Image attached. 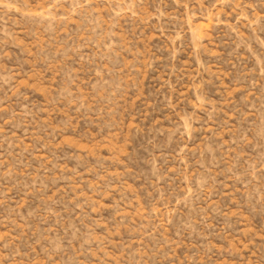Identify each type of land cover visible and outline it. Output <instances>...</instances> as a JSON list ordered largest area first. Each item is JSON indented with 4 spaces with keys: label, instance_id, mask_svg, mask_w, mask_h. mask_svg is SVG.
Listing matches in <instances>:
<instances>
[{
    "label": "rangeland",
    "instance_id": "374dc122",
    "mask_svg": "<svg viewBox=\"0 0 264 264\" xmlns=\"http://www.w3.org/2000/svg\"><path fill=\"white\" fill-rule=\"evenodd\" d=\"M0 264H264V0H0Z\"/></svg>",
    "mask_w": 264,
    "mask_h": 264
}]
</instances>
